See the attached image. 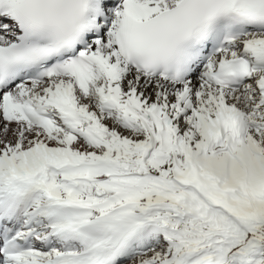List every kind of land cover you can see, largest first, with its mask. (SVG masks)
<instances>
[{"label":"snow or ice","instance_id":"obj_1","mask_svg":"<svg viewBox=\"0 0 264 264\" xmlns=\"http://www.w3.org/2000/svg\"><path fill=\"white\" fill-rule=\"evenodd\" d=\"M0 264H264V0H0Z\"/></svg>","mask_w":264,"mask_h":264}]
</instances>
